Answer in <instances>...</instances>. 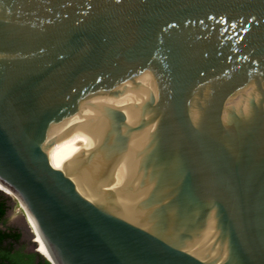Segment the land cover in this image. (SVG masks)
Wrapping results in <instances>:
<instances>
[{
  "label": "water",
  "instance_id": "1",
  "mask_svg": "<svg viewBox=\"0 0 264 264\" xmlns=\"http://www.w3.org/2000/svg\"><path fill=\"white\" fill-rule=\"evenodd\" d=\"M0 184L50 264H264V0H0Z\"/></svg>",
  "mask_w": 264,
  "mask_h": 264
},
{
  "label": "trees",
  "instance_id": "2",
  "mask_svg": "<svg viewBox=\"0 0 264 264\" xmlns=\"http://www.w3.org/2000/svg\"><path fill=\"white\" fill-rule=\"evenodd\" d=\"M9 202V196L0 190V221H5ZM21 236V232L14 228L0 227V264H50L37 252H26L25 245L20 243ZM42 253L47 257L43 251Z\"/></svg>",
  "mask_w": 264,
  "mask_h": 264
},
{
  "label": "rangeland",
  "instance_id": "3",
  "mask_svg": "<svg viewBox=\"0 0 264 264\" xmlns=\"http://www.w3.org/2000/svg\"><path fill=\"white\" fill-rule=\"evenodd\" d=\"M1 187H2L3 191L10 194V195H7L10 198V202H9L10 206H9L7 214L4 218L5 221H2L4 226H6V228H14V229L21 232L22 241L25 245V248L34 247V244H35L34 238H35V241H36L37 246H38V243H40V242L36 238V235H34V233H33L34 228L29 223L22 204L19 202L17 197L11 191H9L6 187H4L2 185H1ZM38 247H40V246H38ZM42 250L46 254L44 249H42Z\"/></svg>",
  "mask_w": 264,
  "mask_h": 264
},
{
  "label": "bare ground",
  "instance_id": "4",
  "mask_svg": "<svg viewBox=\"0 0 264 264\" xmlns=\"http://www.w3.org/2000/svg\"><path fill=\"white\" fill-rule=\"evenodd\" d=\"M26 216H27V219H28L29 223L34 228V231L36 232V230H35V223H34L33 219L31 218V216L27 212H26ZM35 235H36V238L38 239V241L40 242V243H38V246H40V247H38V251H40V253H42L41 249H44V251L46 252V255H47L48 259H51L50 258V255H49V253H48V251H47V249H46V247H45V245H44V243L42 241V239L39 237V235L37 233H35ZM34 240H35V238H34ZM42 255H43V253H42Z\"/></svg>",
  "mask_w": 264,
  "mask_h": 264
},
{
  "label": "flooded vegetation",
  "instance_id": "5",
  "mask_svg": "<svg viewBox=\"0 0 264 264\" xmlns=\"http://www.w3.org/2000/svg\"><path fill=\"white\" fill-rule=\"evenodd\" d=\"M7 214V213H6ZM6 216V215H5ZM20 243H22V244H24L23 243V241H22V236H21V238H20ZM27 250V248H25V251ZM41 251H43L42 249H41ZM26 252H28V251H26Z\"/></svg>",
  "mask_w": 264,
  "mask_h": 264
}]
</instances>
